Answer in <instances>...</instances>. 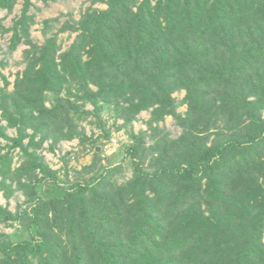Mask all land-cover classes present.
Instances as JSON below:
<instances>
[{"label": "trees", "instance_id": "16d2710c", "mask_svg": "<svg viewBox=\"0 0 264 264\" xmlns=\"http://www.w3.org/2000/svg\"><path fill=\"white\" fill-rule=\"evenodd\" d=\"M92 2L42 19L40 44L32 0L0 17L3 52L27 46L11 89L0 69V222L26 235L0 232V264H264V0ZM61 32L76 36L58 53ZM149 109L108 165L101 139ZM73 139L52 168L42 150Z\"/></svg>", "mask_w": 264, "mask_h": 264}, {"label": "rangeland", "instance_id": "374dc122", "mask_svg": "<svg viewBox=\"0 0 264 264\" xmlns=\"http://www.w3.org/2000/svg\"><path fill=\"white\" fill-rule=\"evenodd\" d=\"M93 0H32L33 4L37 7H39V10L31 9L32 12L35 13V20L36 23L32 24L30 27V32L34 40L39 41L40 44L43 42V36L41 34V21L44 18L48 17H55L59 16L61 20H65L67 17H72L74 19H79L80 16L85 12L87 7H100L105 8L104 4H101L99 2H92ZM22 5V0H20L17 4H15L13 10L11 12H7L5 9L0 10V17H1V24L4 26L11 25L12 21L17 18V16L20 14V8ZM76 36V33L68 34L67 32H61L59 34V40L61 44V48L58 50V53L61 51H64L69 47V45L72 43ZM8 37L9 33L0 35V49L1 51H6L7 45H8ZM26 45H20L17 47L15 51L12 53H0V59L3 58L4 54H6L5 61L7 64L4 67H0L2 73L7 77V80L10 82L9 89H11V83L14 81L15 76L17 73H20L24 69V63L23 60V50L26 48ZM2 84V80L0 81ZM173 96H175L178 100L182 99L185 95V90H177L172 93ZM88 108H92L91 104H87ZM187 109L186 104H180L177 107V110L179 113L184 114ZM152 109L141 111L137 115V119L132 121L131 127L121 128L120 130H116L114 127L112 128V136L109 138H102L101 139V145L103 146L104 153L109 156V160L107 161V164H116L121 156L122 153L118 152L119 145L121 143H125L128 140V135L130 131L138 132L140 129L144 130L148 128V124L146 123V120L150 117ZM105 114V113H104ZM109 117L108 121L109 124H113V118L110 115H107ZM117 123H122V120L119 118L117 120ZM1 124H5V121L2 120ZM86 129L87 132H90V130H95V127L89 125L87 121H83L81 123ZM159 126L162 128L167 129L172 136H176L180 133V128L175 124L174 119L172 116L167 115L164 117L162 121L158 123ZM92 127V128H91ZM7 132L9 135H15L14 129H7ZM147 139V137L145 136ZM148 140V139H147ZM2 144L4 141H1ZM49 142V141H48ZM48 142L44 143V146L47 147ZM78 144L77 139H73L71 141H60L58 143V147L54 151H50L47 149H43L42 153L44 154L45 161L52 166L54 169H58L61 166V161L59 155L62 154V152L66 150H75ZM79 148V146H78ZM17 159V158H16ZM91 161V153H85L80 151L78 154V157L76 159L70 160V165L74 166L75 168L79 169L82 165L87 164ZM60 176L63 175L62 170H60ZM130 174L126 173L123 178L129 177ZM121 178H119V181ZM23 195L20 192H16L13 197L9 199L8 202V208L11 210L15 209L16 203L23 200ZM0 203L5 204L6 199L2 196V193H0ZM0 232H6L10 233V236L12 237V240L18 241L22 239L23 237H26L24 232H17L14 230V228H11L7 225H4L2 222H0Z\"/></svg>", "mask_w": 264, "mask_h": 264}, {"label": "water", "instance_id": "95a60500", "mask_svg": "<svg viewBox=\"0 0 264 264\" xmlns=\"http://www.w3.org/2000/svg\"><path fill=\"white\" fill-rule=\"evenodd\" d=\"M99 149V147H97Z\"/></svg>", "mask_w": 264, "mask_h": 264}]
</instances>
